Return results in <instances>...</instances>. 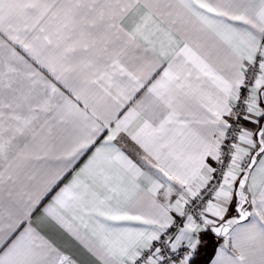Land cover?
Listing matches in <instances>:
<instances>
[{"label": "snow or ice", "instance_id": "obj_1", "mask_svg": "<svg viewBox=\"0 0 264 264\" xmlns=\"http://www.w3.org/2000/svg\"><path fill=\"white\" fill-rule=\"evenodd\" d=\"M5 190L0 264H264V0H0Z\"/></svg>", "mask_w": 264, "mask_h": 264}, {"label": "crops", "instance_id": "obj_2", "mask_svg": "<svg viewBox=\"0 0 264 264\" xmlns=\"http://www.w3.org/2000/svg\"><path fill=\"white\" fill-rule=\"evenodd\" d=\"M18 51H20L19 49H17ZM22 55H24L23 52H21ZM27 58V57H26ZM37 67L38 66H35ZM42 72V74L45 76V78L51 80L53 83H57L51 76L50 74L47 72L46 69H39ZM58 87H61L58 83H57ZM61 91H64V89L61 87ZM141 94L138 93L136 94V96L133 98V100H130L126 103L125 108L127 107H131L134 105L135 101L140 99ZM123 111V110H121ZM71 129H67L64 131L61 130H57V134L61 135V136H70L71 135ZM107 132L105 131V133H103L102 135L106 136ZM118 146L121 147V149L125 152V154L129 155L130 158H132L135 161L140 162L141 164L144 165L145 168H147V165L144 164L142 157H143V151L139 148V146L137 144H135L134 141H132L130 138L124 136L123 138H118ZM61 148V145L58 143L57 144V150H59ZM91 153H86L84 156H81V158L76 161L75 165L73 167H78L81 166L83 164V162L87 159V156L90 155ZM57 161L55 160H47V161H31L28 164V171L30 172H35L37 173L39 176H42L45 171L49 168V167H55L57 166ZM71 176L69 175L59 186L62 187L63 183H67L68 179H70ZM59 188H55L53 190L52 193H49L47 196H45V198L43 199V201L41 202L39 208L40 211L36 212L34 217H33V221L35 222L36 217L40 216L43 210V206L46 205L47 203L50 202L52 195L55 194V191H58ZM18 208V205L15 201L14 198H10L7 195V191L5 190L4 192H0V215H7L8 212H16ZM232 212L230 211L229 215ZM43 230L60 246L66 247L69 250L72 251H76L78 246L75 244V242H71L69 240V238L62 234L59 229L55 228L52 225H45L43 226ZM210 232V231H208ZM208 232L202 234V239L206 236V234H208ZM223 238H219L216 242V244L213 247V252L211 253V256L207 262V264H215V260H216V252L219 249V247L223 244ZM80 255L81 258L84 259L86 261V264H94V261L91 260V258L87 257V255L85 253H83L82 250H80Z\"/></svg>", "mask_w": 264, "mask_h": 264}, {"label": "rangeland", "instance_id": "obj_3", "mask_svg": "<svg viewBox=\"0 0 264 264\" xmlns=\"http://www.w3.org/2000/svg\"><path fill=\"white\" fill-rule=\"evenodd\" d=\"M217 240L213 233L208 232L206 236L202 239V246L200 247L197 257L199 264H201L206 258L213 252V247Z\"/></svg>", "mask_w": 264, "mask_h": 264}, {"label": "trees", "instance_id": "obj_4", "mask_svg": "<svg viewBox=\"0 0 264 264\" xmlns=\"http://www.w3.org/2000/svg\"><path fill=\"white\" fill-rule=\"evenodd\" d=\"M215 239L218 240L219 238H216V237H215ZM210 256H211V255H209V256L206 258V260H204L201 264H207V262H208ZM193 264H199V261H198V257H197V255L194 257Z\"/></svg>", "mask_w": 264, "mask_h": 264}, {"label": "water", "instance_id": "obj_5", "mask_svg": "<svg viewBox=\"0 0 264 264\" xmlns=\"http://www.w3.org/2000/svg\"><path fill=\"white\" fill-rule=\"evenodd\" d=\"M235 215L234 212H232L229 216ZM215 236V235H214ZM216 237V236H215ZM216 238H222V237H216Z\"/></svg>", "mask_w": 264, "mask_h": 264}, {"label": "built area", "instance_id": "obj_6", "mask_svg": "<svg viewBox=\"0 0 264 264\" xmlns=\"http://www.w3.org/2000/svg\"><path fill=\"white\" fill-rule=\"evenodd\" d=\"M196 204H199V201H196ZM189 207L191 208V207H194V206L193 205H190Z\"/></svg>", "mask_w": 264, "mask_h": 264}]
</instances>
